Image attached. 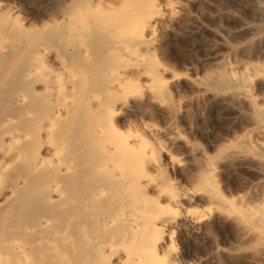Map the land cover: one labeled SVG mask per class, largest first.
Listing matches in <instances>:
<instances>
[{
	"label": "bare ground",
	"instance_id": "bare-ground-1",
	"mask_svg": "<svg viewBox=\"0 0 264 264\" xmlns=\"http://www.w3.org/2000/svg\"><path fill=\"white\" fill-rule=\"evenodd\" d=\"M176 5L72 0L27 27L0 7V264H176L172 229H195L203 210L236 223L249 257H264V105L252 93L264 86V32L239 48L256 60L222 58L194 80L235 101L246 122L215 157L180 143L182 162L143 119L164 103L167 70L152 45ZM238 5L264 19L261 0ZM222 157L251 166L256 200L217 190L213 160ZM182 168L187 175H167Z\"/></svg>",
	"mask_w": 264,
	"mask_h": 264
},
{
	"label": "rangeland",
	"instance_id": "rangeland-1",
	"mask_svg": "<svg viewBox=\"0 0 264 264\" xmlns=\"http://www.w3.org/2000/svg\"><path fill=\"white\" fill-rule=\"evenodd\" d=\"M71 1L0 0V7L15 11L18 23L27 27L37 25L44 16L58 13ZM238 1L177 0L175 16L162 23L152 45L154 57L167 70L160 73L164 103L153 105L150 116L143 119L162 130L158 139L182 162H187L188 157L180 143L195 145L199 151L215 157L219 147L230 143L238 131L236 128L246 122L241 118L243 112L237 115L233 109L235 101H223L225 98L203 93L194 82L212 74L222 58L234 62L249 56L256 60L253 51L242 53L239 48L251 42L256 32H264V19L256 20ZM261 4L264 7V0ZM260 83H255L252 93L257 104L264 105V86ZM133 108V115H141L135 105ZM168 117L173 118L174 129L169 128ZM174 132L180 138L169 143L166 138ZM227 161L223 157L213 160L217 190L227 199L236 193H246L245 199L256 200L261 187L255 184L258 177L251 166L239 160ZM187 173L184 168L178 172L167 171L170 179ZM233 203L239 205L236 198ZM202 212L205 215L195 229L180 223L173 227L172 242L167 249L176 264H264L260 253L255 258L249 257L248 246L241 240L236 223L215 211H208L209 215L207 210Z\"/></svg>",
	"mask_w": 264,
	"mask_h": 264
}]
</instances>
